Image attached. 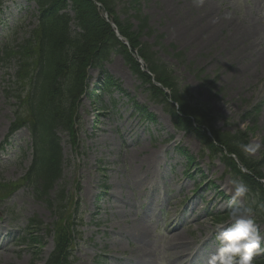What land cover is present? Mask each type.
<instances>
[{
  "label": "rangeland",
  "instance_id": "1",
  "mask_svg": "<svg viewBox=\"0 0 264 264\" xmlns=\"http://www.w3.org/2000/svg\"><path fill=\"white\" fill-rule=\"evenodd\" d=\"M128 1L118 0L109 18L136 44L126 38L141 72L147 74V68L135 52L148 42L178 84L189 86L195 98L209 102L220 115L217 126L249 134L248 155L264 171V0H137L134 8ZM136 10L150 31L148 26L140 31ZM37 13L33 2L7 0L0 11V47L6 38L22 43L35 27ZM126 20L129 26H124ZM16 65L0 61V181L20 178L31 160L26 128L3 143L15 104L6 91ZM104 68L128 94L112 88L95 100L81 98L77 147L59 131L65 159L60 182L71 191L79 185L78 215L71 217L76 264H207L217 247L216 225L207 211L228 208L232 173L216 155L202 154L197 138L175 131L169 114L140 85L122 55L112 54ZM89 73L92 87L99 72ZM147 83L156 94H167L161 84ZM131 98L152 112L154 120L135 110ZM253 106L259 112L252 122L244 115ZM178 145L195 155L191 166ZM9 202L6 210L7 203L0 205V264H43L54 248L53 234L44 224L51 228L56 214L45 200L21 190ZM246 202L241 198L238 204ZM11 217L19 228L29 218L43 221L38 255L29 245L13 244ZM257 224L264 235V220Z\"/></svg>",
  "mask_w": 264,
  "mask_h": 264
},
{
  "label": "trees",
  "instance_id": "2",
  "mask_svg": "<svg viewBox=\"0 0 264 264\" xmlns=\"http://www.w3.org/2000/svg\"><path fill=\"white\" fill-rule=\"evenodd\" d=\"M98 1L109 14L116 13L114 7L118 0ZM36 2L40 11L38 25L22 43L17 42L4 52L8 62L13 59L17 62L13 84L6 92L16 99L17 103L24 105L15 107L13 125L15 128L24 125L29 127L32 160L20 186L18 182L0 184V197H8L22 186L29 187L37 198L46 201L56 216L65 217L73 196L59 183L63 159L58 131L65 130L71 136L69 140L72 142L76 130L74 123L78 120V116H75V105L77 107L76 101L78 102L79 96L83 93L87 67L99 66L110 52L119 51L143 83L151 81V77L141 72L131 53L99 16L91 0H36ZM128 2L129 7L134 8L137 0ZM68 8L74 12V16L66 11ZM126 11L127 9L123 8V12ZM138 16L140 13L136 10L133 17L138 22L141 21L140 31H143L148 26L147 19ZM71 21L75 23V29L70 25ZM129 25V20H126L124 26ZM117 26L120 34L129 42H133L121 24L117 23ZM147 31H150L149 26ZM152 47L153 44L145 42L138 53L156 81L168 89L167 94H157V99L163 103L175 125L195 129L194 132L203 145V151L208 149L212 153L220 152V159L231 167L234 179L244 183L248 188L246 208H251L256 218H264L262 184L249 173H242L236 163L223 152V148L228 149L236 153L246 165L255 167L257 160L255 163L244 155L245 133L239 129L233 132L221 129L215 131L213 123L216 122L217 115L212 114L208 104L194 97L189 86L183 87L178 84L169 66L157 57V52L153 51ZM112 79L105 74V81ZM152 93L156 94L153 90ZM20 113L28 114V118L27 116L24 118L23 115L21 117ZM244 117L250 118V113H246ZM195 124H198L196 128ZM207 129L211 130L213 138L216 137L219 147L209 144L210 139L205 133ZM262 143L264 146V140ZM249 169L255 176L264 180V172H256L255 168ZM225 217L226 215L216 217L215 221H221ZM62 220L63 218L55 225L54 235L59 247L49 257L48 264H60L61 259L66 264L73 263L68 256L60 253L66 243ZM39 224L38 219L31 220V227L36 228ZM30 238L32 243L38 244L37 235L31 233ZM254 264H264V253L254 261Z\"/></svg>",
  "mask_w": 264,
  "mask_h": 264
},
{
  "label": "clouds",
  "instance_id": "3",
  "mask_svg": "<svg viewBox=\"0 0 264 264\" xmlns=\"http://www.w3.org/2000/svg\"><path fill=\"white\" fill-rule=\"evenodd\" d=\"M231 184L233 192L227 202L230 209L228 226L217 224L213 229L217 247L209 255L207 264H254V257L264 253V235L261 234L252 209L237 206L238 201L246 196L248 188L236 179Z\"/></svg>",
  "mask_w": 264,
  "mask_h": 264
},
{
  "label": "bare ground",
  "instance_id": "4",
  "mask_svg": "<svg viewBox=\"0 0 264 264\" xmlns=\"http://www.w3.org/2000/svg\"><path fill=\"white\" fill-rule=\"evenodd\" d=\"M194 36V35H193ZM54 190H56V186L54 187Z\"/></svg>",
  "mask_w": 264,
  "mask_h": 264
}]
</instances>
